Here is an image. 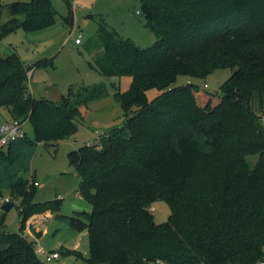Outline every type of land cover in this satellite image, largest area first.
<instances>
[{"label": "trees", "instance_id": "obj_1", "mask_svg": "<svg viewBox=\"0 0 264 264\" xmlns=\"http://www.w3.org/2000/svg\"><path fill=\"white\" fill-rule=\"evenodd\" d=\"M65 1L72 24V1ZM140 7L156 37L147 47L97 19L92 64L103 75L131 78L114 92L126 119L100 144L69 152L90 208L55 217L88 228L89 264H264V0H140ZM8 9L0 37L48 28L57 14L51 0H18ZM46 62L0 54V107L34 131L0 149V192L21 196L18 231L0 221V264H49L23 232L38 236L30 217L58 211L60 199L36 201L34 180L21 172L31 170L39 143L73 136L82 107L106 94L95 85L58 101L36 97L28 73ZM225 67L231 74L219 95L194 82L175 85L179 75L205 78ZM152 88L159 93L149 100ZM159 199L171 208L161 223L151 210Z\"/></svg>", "mask_w": 264, "mask_h": 264}, {"label": "rangeland", "instance_id": "obj_2", "mask_svg": "<svg viewBox=\"0 0 264 264\" xmlns=\"http://www.w3.org/2000/svg\"><path fill=\"white\" fill-rule=\"evenodd\" d=\"M18 0H1L0 23L5 22L12 15L8 4ZM28 1V0H22ZM56 9L55 22L48 28L37 31H25L22 27L0 37V54L18 53L27 64L40 63L31 69L28 81L36 97H46L58 101L63 95L76 93L84 86L101 85L106 94L83 106L84 118L78 121V131L71 137L65 138L58 144L39 143L32 159L31 170L21 172V176L30 181L37 180L35 200H59V210H47L42 216L30 217L36 229L41 230L35 236L28 227L24 235L36 241L37 251L43 258L41 249L51 251L61 249L60 257L53 259L50 264H89L88 228H77L71 223L55 217L56 212L73 215L75 210L90 208V204L78 191L81 176L74 165L70 163L69 152L85 143H101L100 135L109 129L124 123L126 115L120 102L114 98L117 90L125 91L131 82L129 76H106L101 74L92 64L95 54L99 51L89 39L96 35L97 19L103 17L111 28L121 37L129 39L141 47H147L155 42V35L146 25L141 10L140 0H71L73 5V23L66 21L68 4L65 0H51ZM82 33L83 43L76 44L75 37ZM91 43V44H90ZM52 60V62H50ZM228 67L218 68L205 78H195L179 75L175 85H186L194 82L206 90L219 95L221 84L230 76ZM159 90L152 88L147 91V97L152 100ZM263 108L260 116L264 122V94ZM10 111L0 107V122L11 119ZM24 128L30 137L34 136L32 125L26 121ZM253 165L257 155L248 156ZM32 183L29 182L31 186ZM13 201L8 210L2 208L6 201ZM19 190L2 189L0 192V221L6 229H19ZM151 210L156 222L167 221L171 208L166 200L153 202ZM36 215V214H35ZM29 221H26L28 225ZM79 251L83 256H78ZM153 264V263H151ZM158 264H172L161 261Z\"/></svg>", "mask_w": 264, "mask_h": 264}, {"label": "built area", "instance_id": "obj_3", "mask_svg": "<svg viewBox=\"0 0 264 264\" xmlns=\"http://www.w3.org/2000/svg\"><path fill=\"white\" fill-rule=\"evenodd\" d=\"M82 42H83L82 33H79L75 37V43L81 44ZM30 72L31 71H29V73H28V79L29 80L31 78ZM204 87L206 88L207 84H204ZM29 88L32 91L31 84H29ZM24 124H25V122L20 121L19 119H15V118L0 122V149L5 148L11 140H13L17 137H24L25 136L26 130L24 128ZM32 183L37 185L38 181L34 180V181H32ZM37 252H38V254H40L39 251H37ZM41 254L44 255L42 260L45 263L50 264V262L53 259H57L60 257L61 251L60 250L46 251V250L41 249Z\"/></svg>", "mask_w": 264, "mask_h": 264}, {"label": "water", "instance_id": "obj_4", "mask_svg": "<svg viewBox=\"0 0 264 264\" xmlns=\"http://www.w3.org/2000/svg\"><path fill=\"white\" fill-rule=\"evenodd\" d=\"M12 205H13V201L8 200L2 205V208L8 210Z\"/></svg>", "mask_w": 264, "mask_h": 264}, {"label": "crops", "instance_id": "obj_5", "mask_svg": "<svg viewBox=\"0 0 264 264\" xmlns=\"http://www.w3.org/2000/svg\"><path fill=\"white\" fill-rule=\"evenodd\" d=\"M83 43V42H82ZM10 120V119H9ZM53 250H60V249H53Z\"/></svg>", "mask_w": 264, "mask_h": 264}]
</instances>
